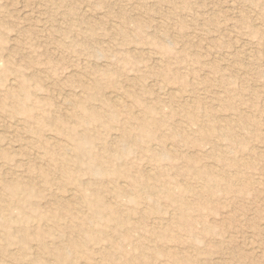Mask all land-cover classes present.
Instances as JSON below:
<instances>
[{
    "label": "rangeland",
    "instance_id": "rangeland-1",
    "mask_svg": "<svg viewBox=\"0 0 264 264\" xmlns=\"http://www.w3.org/2000/svg\"><path fill=\"white\" fill-rule=\"evenodd\" d=\"M0 264H264V0H0Z\"/></svg>",
    "mask_w": 264,
    "mask_h": 264
},
{
    "label": "bare ground",
    "instance_id": "bare-ground-1",
    "mask_svg": "<svg viewBox=\"0 0 264 264\" xmlns=\"http://www.w3.org/2000/svg\"><path fill=\"white\" fill-rule=\"evenodd\" d=\"M121 103V102H120ZM48 137V136H47ZM2 148V147H1ZM121 184H123V183H121Z\"/></svg>",
    "mask_w": 264,
    "mask_h": 264
}]
</instances>
